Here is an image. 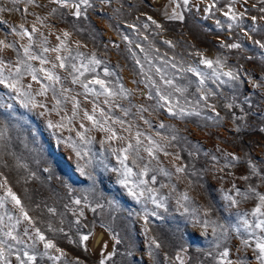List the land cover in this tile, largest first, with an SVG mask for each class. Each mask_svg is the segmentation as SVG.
<instances>
[{
    "label": "rangeland",
    "instance_id": "1",
    "mask_svg": "<svg viewBox=\"0 0 264 264\" xmlns=\"http://www.w3.org/2000/svg\"><path fill=\"white\" fill-rule=\"evenodd\" d=\"M77 3L0 0V41L11 45H0L7 66L0 71L25 93L0 84V264H258L253 250L264 231L255 224L264 217L251 213L259 204L256 193L264 194V48L255 43H264V0H89L90 6L80 5V18L73 15ZM174 12L183 20L172 18ZM61 41V51H52ZM233 43L240 47H227ZM29 45L47 62L27 59ZM93 58L101 63H90ZM202 59L212 60L213 68ZM229 71L238 79L224 75ZM85 112L116 137L109 139ZM49 121L64 127L49 128ZM129 144L125 186L120 160ZM36 229L55 248L46 249ZM96 232L102 240L95 250ZM225 249L229 255L222 258Z\"/></svg>",
    "mask_w": 264,
    "mask_h": 264
},
{
    "label": "snow or ice",
    "instance_id": "2",
    "mask_svg": "<svg viewBox=\"0 0 264 264\" xmlns=\"http://www.w3.org/2000/svg\"><path fill=\"white\" fill-rule=\"evenodd\" d=\"M28 2L29 3H33L34 0H28ZM53 2L60 3L61 6H64V7H67L68 6L67 0H53ZM108 2H109V0H101V3H108ZM188 3H189V0H183V4L184 5H187ZM81 4L85 5L86 7L87 6H90L89 5V0H79V3L72 5L74 7V9H75V11L73 12V15H75L77 18H80L81 15H82L81 10H80V5ZM212 6L214 7V5H212ZM177 7H179V5H177ZM261 11H264V9H261ZM229 12H231V8L229 9ZM226 15H227V13H226ZM172 18L179 19V20H183V16L180 13H175V12L173 13V17ZM229 18L232 19L233 21H235L237 19V16H236L235 13H233ZM149 19H151V17H149ZM252 19H253V21H255L256 18L253 17ZM152 23L155 24L156 21L155 20H152ZM217 23H219V22H217ZM130 27H134V26H131L130 25ZM145 27H147V25H145ZM157 27H160V25L157 24ZM229 27H231V25ZM36 30L37 29L35 27H33L32 31L35 32ZM23 35H28L29 36V39L31 40V36L29 35V33L24 32ZM69 35L70 34L68 32H66V31L63 33V36L65 38L69 37ZM57 39L59 40L60 37H57ZM166 43H168V44L171 45V42L170 41H166ZM255 43L258 44V45H260V47L264 48V43H261L259 40L255 41ZM0 45H3L6 48L7 47H11V45L5 44L4 41H0ZM63 47H64V42L61 41V46L58 47V48L52 49V51L60 52ZM227 47H229V48H239L240 45L239 44H236V43H233V44L227 45ZM44 51L47 52V51H49V49L45 48ZM24 55H25V57H27V59H30V60L39 59L41 64H44V63L47 62L43 58L37 57L36 55L32 54L31 51H30V45L24 47ZM198 55H200V54L198 53ZM57 59L61 61L60 64H59V67L64 68L65 67L64 58H62L60 56H57ZM89 62L92 63V64H100L101 63L99 60H96L95 58H93ZM18 63H25V61H18ZM202 63L205 64L210 69L213 68V63L214 62L212 60L202 59ZM216 63H219V61H217ZM3 67H7V66L6 65H3V63L0 62V68H3ZM54 67H55V65H54ZM72 67H73V70H76L75 65H73ZM187 70L190 71V72H193L197 76H202L203 75L202 73H200L195 68H189ZM40 71L45 73V77L48 80H50V81L51 80H54L56 82H59V77L54 76L52 73L47 72L43 68H41ZM157 71L159 72L160 69H157ZM19 73H20V68L17 67L16 68V75H17V77L19 76ZM31 74H32V79L33 80H36L37 83H39V80H37V77L35 75V71L34 70L32 71ZM81 74H83V73H81ZM109 74L110 73H108V71L105 70V75H109ZM213 74H216L217 75V78H218V74L216 73L215 69H213ZM224 75L225 76H228L230 79H233V80L238 79V77L235 74H233L231 71L224 73ZM73 82L75 83L76 80L74 79ZM200 82H201V84H203V82H204L203 79H201ZM17 83H18V80L13 81L11 79V77L4 76L3 71H0V84H3V85H5V87H8L10 90L17 92L18 95H25V93L20 92L19 89L16 87V84ZM95 83L96 84H99L100 87L102 89H104L105 92H108V89L105 87V82L103 80H96ZM166 83H168L169 85H171L172 84V81L169 80ZM82 86L87 91H90V92L91 91H94V89H89L87 84H83ZM46 91H47V88H44L40 94L43 95V94H45ZM177 91H179V89H177ZM99 94H101V93H97V95H99ZM109 95H111L110 92H109ZM160 99L161 100H164L165 103H168L169 102L168 101V98L165 97V96H163V95L160 96ZM57 103H59V101H57ZM24 106L26 107L27 105L25 104ZM40 106L43 107V105H40ZM75 106L76 107H79L78 104L75 105ZM0 107H4V105L3 104H0ZM7 107L8 108H11L12 106L11 105H7ZM229 107H231V105H229ZM93 112H95V109H93ZM169 114L170 115H177V113L176 112H173L171 108H169ZM198 114L199 113H197V115ZM101 115H103V113H101ZM84 116H85V118L87 120L92 121L93 126L99 125L100 128H101V130H104V131L109 132L111 134L110 137H109V139L116 137V132L113 131L111 128L105 129L103 127V125L100 124V122L95 119L94 115L85 112L84 113ZM0 125H3V121L2 120H0ZM160 126L161 127H164L163 124H161ZM48 127L49 128H62V127H64V125L63 124H53L51 121H49L48 122ZM80 127H84V125L81 124ZM237 130L239 131V128H237ZM4 131L5 130L3 128H0V139L3 138ZM261 131H264V128H262ZM77 135L80 136V139L81 140H84L85 139V137L81 133H77ZM60 139L61 138L57 137V141H60ZM172 139H176V137L173 136ZM131 147H132V145L129 144L128 145V148H125V149L122 150L125 153V155H124L123 159L120 160L121 165L125 169V180L120 181V183L124 184L125 186H127V184H126L127 175L128 174H131V169H129L127 167V165L125 164V161L128 159V156H127L128 149L131 148ZM74 151H75V154H76L77 158L83 159V156H82L80 150L74 148ZM148 151H149V155H152L151 150H148ZM233 159L235 160V159H237V157L233 156ZM80 171L82 173H84L85 175H87L88 176V179L92 180L93 183H95V177L91 173H86L85 172V169L83 167L80 168ZM177 171L178 172H183L184 169L183 168H178ZM251 171L253 173L256 172L255 166H252ZM146 172H147V169H145V173ZM242 178L243 179H248V176H244ZM152 182L153 183L155 182V177L152 178ZM6 183H7V181H5V184ZM140 183H146V181H140ZM149 191H151V189H149ZM250 191H255V189H250ZM129 194L130 195H133V196H137V193L135 191H133L132 189H129ZM237 194H240L238 189H237ZM140 195H143V192H141ZM256 195H257V197L259 199V204H258L257 207L254 208V210L251 213V215L256 216V217H264V194L256 193ZM8 196H10L11 199H12V201L15 202L16 206L19 207L20 212L24 215V219L27 220L29 224H32V220L28 216L27 212H25L24 207L21 205V201L11 191V189H8ZM185 199H187L186 196H185ZM226 199L230 200L233 205H235V204L238 203V201H236L231 196H227ZM152 202L154 204H156L157 207H160L161 206L159 203H157V201L155 200V198H152ZM75 203L79 204L80 201L79 200H76ZM50 211H52V210H50ZM146 222H147V220H146ZM244 224L249 229H251L253 227V225L249 224L247 220L244 221ZM205 227H207V222H205ZM220 227L223 228L222 225ZM255 228H258V229H261L262 231H264V220H258V222L255 224ZM225 231H226V229H225ZM215 232H216V228L214 227L213 228V233L215 234ZM6 235L9 236L13 240H16L17 239L15 236L12 235L11 232L6 233ZM36 235L38 236V238H39V240L41 242H44V247L46 249L55 248V245L50 240H46V237L43 234L40 233V230L39 229H36ZM82 239L86 241L88 239V236H83ZM114 239H115L116 244H119L121 242L118 237H114ZM153 243L156 244V247H159V244L155 240H153ZM243 244L245 246H250V242L248 240H244L243 241ZM56 251H60V249L57 248ZM253 251H254V255L256 256V260L258 261V264H264V238H257L256 239V241H255V248H254ZM112 254H114V253H110L109 254V256H108L109 259L111 258V255ZM24 255H25V257L27 258L28 261H32V262L35 261V257L34 256H31L28 253H24ZM220 255H221L222 258H226L229 255L228 250L225 249ZM0 256H3V252L2 251H0ZM17 259H20V257L18 256ZM21 264H24V261L23 260H21ZM100 264H104V260H101ZM228 264H231V262H228ZM241 264H243V262H241Z\"/></svg>",
    "mask_w": 264,
    "mask_h": 264
},
{
    "label": "bare ground",
    "instance_id": "3",
    "mask_svg": "<svg viewBox=\"0 0 264 264\" xmlns=\"http://www.w3.org/2000/svg\"><path fill=\"white\" fill-rule=\"evenodd\" d=\"M152 1L157 3L158 0H152ZM101 240H102V234L99 232H96L95 235L92 237V241L90 243L91 247L95 249L96 246L100 245ZM96 249H98V247Z\"/></svg>",
    "mask_w": 264,
    "mask_h": 264
}]
</instances>
